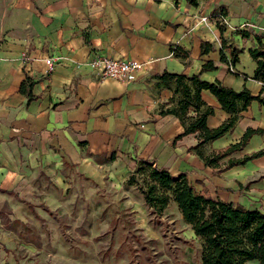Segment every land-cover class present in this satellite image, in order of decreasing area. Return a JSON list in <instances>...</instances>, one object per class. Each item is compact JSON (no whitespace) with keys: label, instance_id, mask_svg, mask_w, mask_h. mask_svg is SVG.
<instances>
[{"label":"crops","instance_id":"obj_1","mask_svg":"<svg viewBox=\"0 0 264 264\" xmlns=\"http://www.w3.org/2000/svg\"><path fill=\"white\" fill-rule=\"evenodd\" d=\"M196 1L0 0V193L19 197L20 186L39 173L63 182L65 167L101 181L132 157L167 168L173 177L186 173L199 193L264 212V155L217 172L189 150L197 135L176 140L185 130L181 120L160 113L174 95L157 84L155 76L165 71L200 73L254 95L263 88L254 79L250 49L264 47V0ZM224 43L228 57L230 49H241L233 71L221 61ZM172 46L188 56H176ZM99 54L137 59L145 67L128 84L101 78L87 65ZM207 61L217 69L202 71ZM26 79L34 82L31 100L21 89ZM202 97L215 109L210 128L230 117L212 92ZM248 128L263 132L231 157L264 149V105L257 101L232 132L204 146L205 154L238 142Z\"/></svg>","mask_w":264,"mask_h":264},{"label":"rangeland","instance_id":"obj_2","mask_svg":"<svg viewBox=\"0 0 264 264\" xmlns=\"http://www.w3.org/2000/svg\"><path fill=\"white\" fill-rule=\"evenodd\" d=\"M62 173L63 182L32 175L19 197L0 193V264H202V241L177 204L160 216L146 206L140 160L123 159L101 181Z\"/></svg>","mask_w":264,"mask_h":264},{"label":"trees","instance_id":"obj_3","mask_svg":"<svg viewBox=\"0 0 264 264\" xmlns=\"http://www.w3.org/2000/svg\"><path fill=\"white\" fill-rule=\"evenodd\" d=\"M197 4L196 0H190ZM224 15L223 12H221ZM173 53L182 58L188 56V51L180 46H172ZM227 48L223 44L221 61L229 66L239 62L241 49H230V57L224 53ZM250 54L257 62L254 79L263 83V88L258 95H254L248 87L237 91L225 85L221 80L208 81L201 78V74L187 75L183 73H170L165 71L155 76L159 86L172 88L173 97L167 104L161 106L162 115L173 114L177 116L185 130L176 137L196 134L198 143L189 148L195 151L205 162L217 172L225 171L234 166L244 165L249 160L264 155V149L241 158L231 157L236 152L242 151L256 133L262 129L248 128L242 138L212 154H205L204 146L211 141L232 132L244 111L248 110L254 101L264 105V47L250 49ZM217 65L207 61L202 71L215 70ZM33 85L29 79L22 83V92L29 99H33ZM204 90H209L218 99L221 107L230 114V117L220 126L210 128L207 124L208 117L215 113V109L203 100ZM228 158L226 162H222ZM142 168L148 172L143 189L145 204L151 213L160 216L174 201L185 223L191 225L196 237L202 241V264H264V212L259 209H248L237 203H227L215 199L210 195L197 191L188 180L186 173L173 177L167 168H159L151 161L141 160ZM16 194L13 191H7ZM32 209L35 205L21 199ZM48 210V208H45Z\"/></svg>","mask_w":264,"mask_h":264},{"label":"built area","instance_id":"obj_4","mask_svg":"<svg viewBox=\"0 0 264 264\" xmlns=\"http://www.w3.org/2000/svg\"><path fill=\"white\" fill-rule=\"evenodd\" d=\"M208 19L203 17V20ZM49 70L54 68L55 62L53 57L46 60ZM87 65L92 71L101 78H113L125 84L131 83L138 79L140 72L144 69L145 64L137 59L112 58L106 55H95ZM234 70L233 66H230Z\"/></svg>","mask_w":264,"mask_h":264}]
</instances>
